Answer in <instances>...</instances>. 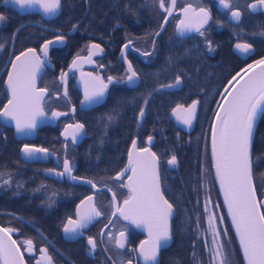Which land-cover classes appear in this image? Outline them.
<instances>
[{"label":"flooded vegetation","instance_id":"af4514ba","mask_svg":"<svg viewBox=\"0 0 264 264\" xmlns=\"http://www.w3.org/2000/svg\"><path fill=\"white\" fill-rule=\"evenodd\" d=\"M68 1L70 4L68 13L72 21L70 26L68 22L60 19L61 12L51 20H44L37 14L20 15L11 8H5L12 13V18L11 13H9V19L6 21V24L12 26L11 47L0 63V84L6 102L8 96L4 90V81L7 72L14 57L26 50L23 49L17 52L19 44L24 43L26 38L29 40L38 38L42 32H46L48 39L44 40L41 47L46 41L53 42L49 45L46 56L49 66H45V72L37 86L38 88L47 89L46 95L41 101V107L48 123L36 131L33 140L17 141L12 133L13 139L20 144L19 160L21 164L24 167H29L31 172H38V178L41 174L44 179L10 180L7 185L0 181V202L7 205L8 209L0 211V225L15 229L11 234L24 257V264H37V261L40 264H48V261L44 259L40 252L41 248L47 249L48 255L52 258V264H113V261H117V264L123 261L126 264L128 260H131L132 264H142L137 258L138 252H133L132 250L138 249L140 242L147 241L148 236L129 221H125L120 216V213L116 211V207H123V201L130 195L128 188L126 186L121 187V185L129 183L128 176L131 170H128L119 179H116V176L126 166L128 152L134 139L137 142V151L147 148L158 157L157 170L161 191L165 199L172 205L177 203H200L203 210V214L192 215L195 218L201 217V220L199 221V227L198 222L196 224L192 223L197 227V230L193 226L189 230L187 246L188 239L186 238V222L184 220L180 221L181 236L175 237L173 234L172 224L175 216L173 207L174 215L169 222L171 239L166 247L160 249L157 264H197L201 257L204 258V264H207V254L205 253L204 245L205 242L210 244L205 225L206 218L209 215H215L217 218L223 217V223H218L217 225L218 230L221 233L224 231L228 232V236L223 237V242L229 243L228 248L233 254L232 264H240L239 261L235 260V247L231 243L229 232L231 227L227 216L221 209V205L216 198L212 197L213 199L210 198V200L214 201V211L205 212V196H202L201 193L204 173L211 171L213 175L209 144L210 127L216 111V109L214 111L213 109L215 106L217 108L221 95L218 92V80L216 78L205 80L202 85H196L195 83L183 85L181 83L173 90L155 92L152 95L157 98V100L152 102L154 110L148 111L144 105L145 115L140 123L136 119L137 131L132 134V140L124 161L117 165L113 175H103L97 181L80 175L76 170L79 168L81 156L90 159L88 152L89 150L93 152L90 149L92 141L91 130L94 128L93 125L96 121L95 116L98 113V108L108 104L107 98L111 94L121 92L123 88L135 89L141 86L142 89L148 87L153 90L158 87V85L155 86L153 84L156 82L158 75L160 76V71L154 70L151 65L155 64L156 61L162 60V58L165 59V55L162 52H155L156 45H160L161 49L172 43L175 45L179 41L190 38L193 35L200 36L195 31L189 32L185 36L178 35L176 26L178 21L184 18L182 10L185 7L191 6L196 11L200 7L206 8L211 19L204 25L202 31H204V35L207 32L217 35L224 31L220 20L231 25L244 23V17L247 14H251L248 10V4L253 0H228L231 4V9L220 6V0H176L172 16L169 17L164 30L157 37L154 34L159 30L164 16L167 15L159 8L158 4L156 13L145 14L143 12L138 21L132 22L122 20L121 5L116 7L115 17H113L112 11L108 10L103 13V19L97 20L92 14L93 9H91L92 5L89 4L90 0ZM63 2L64 0H62V4ZM167 3H170V0H167ZM97 7L99 9L107 8L104 3ZM220 7L222 11L219 10ZM232 11L241 13V18L236 24L229 20V15ZM159 18L160 22L156 30L147 32L145 28L155 26ZM74 24L76 28L72 27ZM24 30H26L25 34ZM226 35L232 39V36ZM58 36H62L63 40H58ZM16 37L18 39L15 51L13 46ZM153 40H155V47L153 46ZM235 42L246 43L238 40L234 41L231 44L232 53V47ZM94 44H98L100 48H93L92 45ZM41 47L38 50L32 49H35L38 56L42 59ZM252 48L254 49L253 46ZM142 52H150L152 55L146 57L141 55ZM77 57H88L85 61L86 66L78 68L68 75L66 84L67 95H62L61 72H65L71 61ZM167 57L172 58L173 55L167 54ZM235 57L239 60V64L232 69L231 73H238L251 60V56H247L245 60L240 59L236 55ZM123 58L132 65L133 70L138 74L139 83L135 87L127 85L126 80L129 73L122 61ZM197 72L202 71L198 70L196 74ZM81 73L100 77L105 83H108V77L113 78V82L108 85L103 101L90 109L80 108L82 97L75 83ZM157 73L158 75H156ZM121 80L124 82H119ZM174 81L175 78L164 84L173 83ZM192 82L196 81L192 80ZM142 83L145 84L141 85ZM193 100L198 101L197 111L192 120L191 130L187 133L174 124L170 114L177 105H183L186 109ZM73 108L75 109L74 112ZM53 111L67 113V115L52 118ZM77 122L84 124L85 127L83 132L77 137L76 141L78 143L75 144L72 142V137L62 138L61 133L65 125ZM150 135L153 137L151 142L148 141V136ZM25 144L32 147L45 148L48 150V155L37 153V158L27 159L26 161L20 155V149ZM172 155L177 158L175 165L167 163ZM44 156L46 157L45 159ZM65 158H68L74 166L73 175L92 180L97 185L95 190L82 183L72 182L67 176L56 177L46 171L47 169L63 171ZM93 168L90 166L83 167L85 171H91ZM105 170L109 172L107 168ZM188 172L196 173L198 180L188 181ZM19 184H22L23 187L14 190L13 187H18ZM197 191L200 192L201 196H195ZM262 191H264V188ZM14 193H18V196H12ZM51 193L61 194L62 196L52 199L47 196ZM114 193L116 195L115 202L112 199ZM258 193L256 190L258 199H261L264 196V192L261 197ZM170 194H173L171 198L168 197ZM88 196H93V204L101 211L102 215L90 223L87 228L80 230L83 235L69 238L63 232V226L67 223L69 217L76 219L77 205ZM83 211H86V209H83ZM113 212L116 214L112 215ZM180 216L185 217L186 215L181 214ZM105 225L108 226L105 227ZM122 231L125 233V248L117 249L115 247V238ZM101 232H103V235H101ZM89 237H93L97 241L98 247L95 251H91L87 244ZM27 240L32 241L31 251H26L28 245L24 242ZM192 251L195 253L193 257L190 254ZM109 256L112 257L111 260Z\"/></svg>","mask_w":264,"mask_h":264},{"label":"snow or ice","instance_id":"6c2138e0","mask_svg":"<svg viewBox=\"0 0 264 264\" xmlns=\"http://www.w3.org/2000/svg\"><path fill=\"white\" fill-rule=\"evenodd\" d=\"M5 3H13L19 5L21 9L25 6L31 7L34 4H39L46 15L55 14L62 7V0H4ZM152 3L158 4L159 8L167 13L164 16V23L160 24V29L165 27L170 16H172L175 8L176 0H152ZM220 4L226 8L231 9V4L228 0H220ZM264 7V0H255L254 3L248 5L252 11H256L257 7ZM126 7H128L126 5ZM184 18L180 19L176 26L178 35L184 36L186 33L195 31L200 36H204L202 31L205 24L211 19L209 11L200 7L198 11L185 7L183 10ZM231 18L233 20H240L241 13L239 11H232ZM5 20V16L0 14V21ZM76 28L74 24L72 26ZM160 31L155 32V36H159ZM264 35V32L260 33ZM58 40L62 41L63 37L58 36ZM52 41H46L42 45L40 51L47 56L49 45ZM155 47V40H153ZM208 50L214 51L211 41H206ZM3 45H0L2 48ZM93 48L99 49L98 44L92 45ZM127 47V45H125ZM235 48L241 53L247 54L252 51V46L249 43H237ZM143 56H151L150 52H142ZM22 58H26L24 64H18ZM75 65V60L73 61ZM255 65L260 66V74L257 78L255 75L250 77L239 89L233 93L225 89V93H221L223 100L227 104L218 102V108L223 109V114L216 111V121L212 124V160L213 167L216 172V179L218 180L221 191L224 196V203L231 216L232 224L234 226L236 235L239 239L240 249L243 253L245 264H264V214L260 212V208L264 206V202L258 203L256 201V190L253 185V165L254 161L251 155L252 137L254 122L258 111L264 105V58L255 62ZM44 66V61L36 54V50L29 48L26 52L20 53L14 61H12V70L8 72L7 85L12 98L8 104L4 106L3 111H0V116L6 119H11L15 122L16 132L20 134H30L36 129L38 120L37 117H43L44 112L41 107L47 89H37L35 85L37 72ZM254 65L249 64L248 69L251 70ZM127 83L134 85L139 79L138 74L133 70L132 65H128L127 69ZM240 73H237L239 76ZM67 76V73L61 72V80ZM237 76H233L232 80L228 81L229 85H233ZM93 83L85 82L84 99L81 104H97L100 103L108 89V85L113 82L112 77H108V83H105L100 77H94ZM119 82H124L123 80ZM182 83V77L177 74L175 81L169 84H160L157 88L148 92L144 96V105L149 103L153 92H158L163 88H174ZM238 83V81H237ZM234 86V85H233ZM65 96L67 91H65ZM197 100L186 108L183 105H177V109H183L187 113L184 123L190 125L197 111ZM145 106H141L136 116L137 122L145 115ZM177 109H173L175 113ZM75 109L73 108V112ZM113 113L117 109L114 108ZM67 115V113L52 112V118ZM113 114H109L107 119L110 123L114 119ZM84 124L75 123L65 125L64 131L61 135L67 137L71 134L72 142L76 143L77 137L83 132ZM71 130V133L69 132ZM153 137L148 136V141L151 142ZM136 140L132 141V149L129 150V165L132 175L128 176L129 183L121 185L127 187L130 195L123 201L125 207H116V211L120 216L129 221L136 227H146L148 229L150 239L141 241L138 249H133V252H138V260L142 264H157V257L160 249L166 247L168 241L171 239L168 218L173 211V205L169 203L163 192L161 191V184L159 173L157 170L158 157L155 153L144 148L138 151L146 154L145 157H137L133 159V150L136 149ZM67 147V145H66ZM25 159H35L36 154L40 153L48 155V150L40 147H32L27 144L20 149ZM259 159V157H257ZM169 165H175L177 158L172 155L168 159ZM56 177L67 176L71 180H83L84 183L90 184L92 188L97 185L92 180H85L82 177L73 175L74 166L72 162L65 158L63 161V171H56L55 169H47ZM127 171V169H125ZM0 173V176H3ZM124 175V172L117 174L116 179ZM11 177L8 180H3L2 183L7 185L10 183ZM18 187H23L19 184ZM43 187V186H42ZM38 190V189H37ZM113 202L116 200L115 193L113 194ZM88 202V210L81 212V205L85 201H81L77 205L76 219L68 218L67 223L63 226V232L69 238L76 235H83L80 231L88 226L91 220L102 215L93 204V196L86 198ZM209 200H205V212H209ZM115 206V204H114ZM218 207V206H216ZM116 213L113 212L112 215ZM111 223V221H109ZM218 223H223V217L217 218L215 215L208 217V229L212 236L211 244L205 242L204 250L207 254V264H232V253L228 245L223 242V237L228 236V232L221 233L218 230ZM108 225H105L107 227ZM199 227V222H198ZM15 231L13 228L0 227V259H3L4 264H24V257L20 254V249L15 247L16 241L11 239L9 235ZM103 235V232H101ZM125 233L122 231L118 237L115 238V247L117 249L125 248L124 241ZM24 243L28 245L26 251H31L32 241L27 240ZM87 244L91 251H95L98 247L97 241L93 237H89ZM107 250V249H106ZM40 252L48 264H52V258L48 255L46 248H41ZM195 256V253L193 254ZM111 260L112 257L109 256ZM37 264H40L37 261ZM117 264V261H113ZM120 264H125L121 261ZM126 264H132L128 260ZM197 264H204V258L201 257Z\"/></svg>","mask_w":264,"mask_h":264},{"label":"trees","instance_id":"16d2710c","mask_svg":"<svg viewBox=\"0 0 264 264\" xmlns=\"http://www.w3.org/2000/svg\"><path fill=\"white\" fill-rule=\"evenodd\" d=\"M1 1L2 0H0V2ZM101 3H104L107 8L99 9L97 6ZM89 4L92 5V14L97 20L103 19V13L108 10H111L113 17H115V10L118 5H121V15L122 20L124 21L135 22L139 20V17L143 12L145 14H150L158 11L157 4L154 5L152 0H90ZM69 5V1L64 0L60 19L68 22L70 26L72 21L68 13ZM126 5L128 7H126ZM9 13H11L9 9L0 8V14L5 16V20L0 23V45H3V47L0 48V63L6 57V54L11 47L12 26L6 24L7 19H9ZM34 18L38 19L36 17ZM159 22L160 18L155 26L145 28V30L147 32L156 30ZM220 22L224 31H222V33H218L217 35L210 34L209 32H207L204 36L193 35L190 38L179 41L175 45L172 43L166 47H162L161 49L159 47L160 45H156L155 52H162L163 55H165V59L162 58V60L156 61L155 64L151 65L154 70L160 71V76L158 73L156 74L158 75V78L153 85L157 86L170 82L177 74L181 75L183 85H189L192 83L202 85V82L205 83V80L216 78L218 80V92L221 94L228 81L237 73H231L232 69L239 64V60L231 52V44L234 41H243L254 47V55L251 56L249 64L264 58V35H260V33L264 32V14H247L244 17V23L240 25H231L227 22L224 23L222 20H220ZM25 33L26 30H24V34ZM226 34L232 36V39H230V37ZM39 35L40 36L36 39L34 38L29 40L26 38L24 43L19 44V50H17V52L29 47L38 50L44 40L48 39L46 32H42ZM17 39L18 38L16 37L13 46L15 51ZM206 41H211L214 51L210 52L208 50ZM167 54L173 55V57H167ZM249 64H246L243 69ZM198 70L202 72H197L196 74V71ZM192 80L196 82H192ZM143 84L145 83H142L141 85ZM150 91L152 90L148 87L142 89L141 86L135 89L123 88L121 92L111 94L107 98V105H103L98 108V113L95 116L96 121L93 125L94 128L91 130L92 141L90 149L93 150V152L90 150L88 152L90 159H87L86 157L84 158V156L80 157L79 168L76 170L80 175L98 181L103 175L111 176L115 173L117 165H120V163L125 159L126 152L132 140V134L137 131L136 114L139 112L140 107L144 106V96ZM154 93L155 92H153V94ZM154 100H157V98L151 96L149 103L146 105L148 111L154 110V106L152 105ZM5 102L6 98L2 93V87L0 84V110ZM114 108L117 109L116 113H113L112 111ZM215 109L216 106L213 111ZM109 114H113L115 117L110 123L107 119ZM12 133L11 129L4 128L0 125V173L4 174L3 176H0V181L8 180L10 177L11 181L43 180L44 177H41L40 173V177L38 178V172H31L29 167H24L21 164L19 160L20 144L13 139ZM251 155L254 161L253 183L255 189L257 188L256 190L259 192L258 194L261 197L264 192L262 191L264 188V108L261 111L255 125L252 138ZM257 157H259V159H257ZM84 166L94 168L91 171H85L83 169ZM106 168L109 172L105 170ZM26 173L28 174L26 175ZM187 180L192 182L198 180L196 173L188 172ZM211 181V194L218 200L221 205V209L224 212L213 175L211 176ZM13 189L18 190L19 187H13ZM201 193L202 196H204L203 188H201ZM172 195L173 194H170L168 197L171 198ZM12 196H18V193H14ZM47 196L53 199L62 195L51 193ZM195 196H201L200 192L197 191ZM173 207L175 209V216L172 224L173 234L175 237L181 236L180 221L184 220L186 222L185 229L188 246L189 230L192 226L197 230V227L192 223L196 224V222L201 220V217L195 218L192 217V215L203 214L201 204L177 203L174 204ZM4 210H8L7 205L0 202V211ZM261 211L262 214H264V208H262ZM181 214H185L186 216L181 217ZM229 232L231 243L235 247H238L231 228ZM187 254H189V252H187ZM190 254L193 257V251L190 252Z\"/></svg>","mask_w":264,"mask_h":264},{"label":"water","instance_id":"95a60500","mask_svg":"<svg viewBox=\"0 0 264 264\" xmlns=\"http://www.w3.org/2000/svg\"><path fill=\"white\" fill-rule=\"evenodd\" d=\"M254 2H255V0L251 1L249 4L254 3ZM219 4H220V3H219ZM249 4H248V5H249ZM220 6H222V5L220 4ZM0 7H3V8H11V9H13L15 12H17V13L20 14V15H25V14H37V15H39L40 17H42L44 20H51V19L57 17V16L60 14V12H61V8H60L55 14H52V15H46V14L44 13L43 9L39 6L38 3L32 5L31 7L25 6L23 9H21V8L19 7V5L13 4V3H11V2H9V3H5L4 0H2V1L0 2ZM219 10L222 11V8L220 7ZM248 10L250 11L251 14L264 13V7H260V6L257 7V10H256V11H252L249 7H248ZM229 20H230V22H232V23H234V24L238 23V21H239V20H238V21H237V20H233V19L231 18V13H230V15H229ZM162 23H164V20L162 21ZM165 25H166V24H165ZM164 28H165V27H164ZM164 28H163V29H160V28H159L158 31H160V33H161V32L164 30ZM186 34H187V33H186ZM186 34H185V35H186ZM185 35H184V36H185ZM156 37H157V36H156ZM237 43H241V42H235L234 45H233V47H232V51H233V53H234L236 56H238L240 59L245 60L247 56H252V55L254 54V49H253V48H252V51L249 52V53H247V54L241 53L239 50H237V49L235 48V45H236ZM26 51H27V49L24 50V51H22V52H26ZM22 52H21V53H22ZM41 53H42V52H41ZM36 54H37V53H36ZM19 55H20V53H19L18 55H16L12 61H14V60L16 59V57L19 56ZM37 55H38V54H37ZM87 59H88V57H87V58L77 57V58H75V59H73V60L71 61L70 65L68 66V68H67L66 71L64 72V73H67V76L64 78V80H61V77H60V82L62 83V95H65L64 93H65V91H66V84H67V77H68V75H69L70 73H72L73 71H75L76 69L81 68V67H83V66H86L85 61H86ZM41 60L44 61V66H43V67L37 72V75H36L35 85H36V88H37V89H40V88H38L37 86H38V83H39L40 78L42 77L43 73L45 72V66H49V65H48V62H47V60H46V56H44L43 53H42V59H41ZM74 60H75V65H73V61H74ZM25 61H26V58H22V60H21L20 62H17V63H18V64H24ZM122 61H123V63L125 64L126 68L128 69V65H129V63L127 62V60H126L125 58H123ZM252 65H254V67H253L251 70H249V69H248V66H247L246 68H244V69H242L241 71L238 72V73H240L239 76H237V73H236L234 76H237V79H236V81H233V85H234V86H233V85H229V84L227 83L226 86L224 87V89L222 90V93H225V89H226V88H227L228 91H231V92L234 93V92L236 91V89H239V88L241 87V85H243V84L245 83V81H247L250 77H253V76L255 75V76L258 78V77H259V74H260V66L255 65V62L252 63ZM11 70H12V62H11V65H10V67H9L8 72L11 71ZM8 72H7V75H6L5 81H4V90H5V92H6L7 96H8V100H7V102L4 104V106L7 105V104H8V101L12 98L11 93H10V91H9V89H8V85H7ZM129 74H130V73H129ZM93 78H94V77H93L92 75L87 74V73H81V74L78 75L75 84H76V87H77L78 91H79L80 94H81V97H82V98H81V101L84 99V88H85V82L93 83V82H94V81H93ZM230 80H232V78H231ZM126 81H127V80H126ZM237 81H238V83H237ZM138 83H139V80H137V81L135 82L134 85H129L128 83H127V85H128L129 87H135V86L138 85ZM176 87H177V86H176ZM176 87H174V88H163V89H161V90H173V89H175ZM225 94H226V93H225ZM45 95H46V94H45ZM44 97H45V96H44ZM103 99H104V98H103ZM81 101H80V108H81V109H90V108H92V107H94V106L100 104L103 100H102L100 103H97V104H83V105L81 104ZM40 103H41V102H40ZM219 103H221V104H227V101H226V100H223L222 97H221V95H220ZM4 106L1 108L0 111H3ZM183 108H184V107H183ZM263 108H264V105H262L261 110L258 111V113H257V117H256V120H255V122H254V129H255V125H256V122H257V120H258V117H259L261 111L263 110ZM174 109H177V106H176ZM184 109H185V108H184ZM216 111H220L221 114H223V109H219L218 106H217V108H216ZM216 111H215V113H216ZM215 113H214V115H213L212 123H211V127H210V141H209V144H210V156H211V164H212L213 176H214V180H215V183H216V186H217V189H218V192H219L220 198H221V202H222V206H223V209H224V213H225V215H226L227 218H228V221H229V224H230L231 230L233 231V234H234V236H235V239H236V242H237V244H238L239 250H240V252H241L243 263L245 264L244 257H243V253H242V251H241V249H240L239 239H238V237H237V235H236V232H235L234 226H233V224H232L231 216L229 215V213H228V209H227V207H226V205H225V203H224V196H223V193H222V191H221L220 184H219L218 180L216 179L215 168L213 167V160H212V124H213V122L216 121ZM186 116H187V113L184 112L183 109H177V111H176L175 113H174L173 110H172V111H171V114H170V118L172 119V121L174 122V124H175L176 126L180 127L183 131H185V132L188 133V132L191 130L192 123H191L190 125H188V124H185V123L183 122L184 119L186 118ZM37 120H38L37 127H36V129L33 130L30 134H20V133H17V132H16V128H15V122L12 121L11 119H6V118L3 117V116H0V125L12 129L13 134H14V137H15V139H16L17 141H22V140H33V139L35 138L36 131H37L40 127H42L43 125H46V124L48 123V120H47V118H46L45 116H43V117H39V116H38V117H37ZM140 122H141V120L139 121V123H140ZM254 129H253V134H254ZM63 131H64V130H63ZM63 131H62V132H63ZM69 132L71 133V130H69ZM68 137H71V134H69ZM62 138H65V136L62 135ZM252 138H253V137H252ZM77 143H78V141H76L75 144H77ZM130 149H132V146L130 147ZM130 149H129V150H130ZM128 153H129V152H128ZM20 155H21L22 159H24V160L27 161V159L24 158V156H23V154H22L21 152H20ZM145 156H146L145 153L140 152V151H137L136 149L133 150V159H134V160H135L137 157L143 158V157H145ZM45 158H46V157L44 156V159H45ZM128 165H129V156H128V158H127L126 166H125V168H124V170H123L122 172L126 173L128 170H131V169L128 167ZM125 169H127V171H125ZM131 175H132V172L130 171L129 176H131ZM68 179H69V178H68ZM69 180L72 181V182L82 183V184H84V185L89 186L91 189L95 190L94 188H92V186H91L90 184L84 183L83 180H80V179H78V180H71V179H69ZM85 180H86V179H85ZM253 185H254V184H253ZM83 201H85V204L81 205V208H80V211H81V212H83V209L88 210V202H87V200L84 199ZM256 201H257L258 203L264 202V196H263L261 199H258L257 194H256ZM80 204H81V202H80L78 205H80ZM123 207H125V206L123 205ZM262 208H264V206H262V207L260 208V212H261V213H262V211H261ZM76 215H77V208H76ZM173 215H174V212L172 211L171 215H170L169 218H168V224H169V222H170V219L173 217ZM96 218H97V217L93 218V219L91 220L90 223H92ZM90 223H89V224H90ZM89 224H88V225H89ZM0 227H3V226L0 225ZM87 227H88V226H87ZM87 227H86V228H87ZM138 228H139L141 231H143L144 233H146V235L148 236V240H149L150 237H149L148 229H147L146 227H143V226L138 227ZM84 229H85V228H84ZM0 235H2V234H0ZM9 235L11 236V239H12V240H15L11 233H10ZM15 247L19 248L18 245H17V243H16ZM20 254L22 255L21 251H20ZM0 264H4L3 259H0ZM43 264H45V263H43Z\"/></svg>","mask_w":264,"mask_h":264},{"label":"rangeland","instance_id":"374dc122","mask_svg":"<svg viewBox=\"0 0 264 264\" xmlns=\"http://www.w3.org/2000/svg\"><path fill=\"white\" fill-rule=\"evenodd\" d=\"M211 176H212V173L211 171H208L206 173H204L203 177H204V180H203V190H204V200H210V198H212V194H211ZM213 199V198H212ZM211 205H209V211H214V207H213V203L214 201H211ZM206 227L208 229V218H206ZM205 227V229H206ZM206 233L208 234V238H210V244H211V240H212V236L210 234V232L206 231ZM227 245H229V243H226ZM235 247V246H234ZM235 260L239 261L240 264H243V260H242V255H241V252L239 250L238 247H235Z\"/></svg>","mask_w":264,"mask_h":264}]
</instances>
